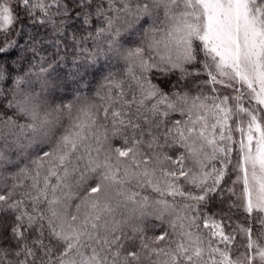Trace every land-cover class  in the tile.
I'll use <instances>...</instances> for the list:
<instances>
[{"label": "snow or ice", "instance_id": "snow-or-ice-1", "mask_svg": "<svg viewBox=\"0 0 264 264\" xmlns=\"http://www.w3.org/2000/svg\"><path fill=\"white\" fill-rule=\"evenodd\" d=\"M102 61L122 71L87 95L79 62ZM229 165L249 223L226 233ZM10 166L0 264H264V0H0V178Z\"/></svg>", "mask_w": 264, "mask_h": 264}, {"label": "trees", "instance_id": "trees-1", "mask_svg": "<svg viewBox=\"0 0 264 264\" xmlns=\"http://www.w3.org/2000/svg\"><path fill=\"white\" fill-rule=\"evenodd\" d=\"M15 27V25L13 26ZM137 27H139V25H137ZM145 27H147V25H145ZM124 39V38H122ZM131 39L134 40H139V34L134 35L131 37ZM21 43H23V41H21ZM91 42H89L88 45H86V47H91ZM13 55L15 56L16 53H13ZM81 65V72L84 76V80L82 81L80 87L83 89L84 93L90 96H95V92L97 89L100 88L101 83L103 82V78L105 75H107L109 73V71L113 72V73H121L123 65L122 64H104L103 61L100 64H97L96 69L93 70L91 68H88L86 65H83L82 62H79ZM72 67L71 64L68 65V67H61V72L64 76H66L68 70ZM207 79V77L205 76H199V77H190L188 79V81H186L187 84L190 85V91L193 94H196L198 91L202 90L205 93L210 94V88L208 86H204L201 85V81ZM63 83V81H62ZM85 85H87V87H85ZM33 86L37 87V90H39V85L38 83L33 84ZM218 91L220 89V87H218ZM167 90V89H166ZM55 97H56V101L57 103H69L73 101L74 98V92H73V85L71 83V81H68L64 86H61L55 93H54ZM97 104H100L101 101L97 98L95 101ZM181 117H179L178 114H174L172 119H179ZM68 121L67 119H65V126H67ZM113 143H118V142H113ZM233 148L235 149V145H233ZM236 152L235 150L232 153V158L233 161H235L236 159ZM231 165H229V171L226 174L224 181L221 184V187L228 189L229 186L231 185V183L233 182V180L236 177V173L231 171ZM16 171L15 167H7L5 169L2 170L3 172V176L2 178H0V185H11L12 183H14L13 179L11 178V173H14ZM224 207L226 208L227 205L229 203H235L238 207L234 208L232 210L231 213H229L228 216H224V222H225V232H231L233 229L236 228L237 224H247L249 223V221L247 220V213L244 212L242 207H239L240 205H242V202L240 199H238L237 196L232 195L231 193L225 191L224 193ZM219 204V200L214 201L210 206V210L211 211H215L217 213H219V208L217 207V205ZM255 213H253V217H255ZM219 218V217H218ZM252 225H253V236L257 235V222L255 219H253L251 221ZM156 228L153 230H149L147 235L148 236H153V235H157L159 234V232L161 231V227H160V222L156 221ZM166 227V225H165ZM264 242V241H262ZM246 243L245 238H243L239 233L236 235V240L235 242L232 244V254L234 257L238 256L241 252L245 251L244 248V244Z\"/></svg>", "mask_w": 264, "mask_h": 264}, {"label": "rangeland", "instance_id": "rangeland-1", "mask_svg": "<svg viewBox=\"0 0 264 264\" xmlns=\"http://www.w3.org/2000/svg\"><path fill=\"white\" fill-rule=\"evenodd\" d=\"M218 87H220L219 92L222 95L223 94H228L229 91H230L229 89L223 88L221 86H218ZM233 126H234V122H233ZM232 135H233V138L234 139H236V138L239 137V133L236 132L235 130L233 131ZM234 180H236V177H235ZM229 188H233L234 189L235 196L239 197L240 200H241V202L243 203V200H242V188H243V185H242V183H235V184H233V182H232L231 185L229 186ZM240 235L242 236V234H240Z\"/></svg>", "mask_w": 264, "mask_h": 264}]
</instances>
